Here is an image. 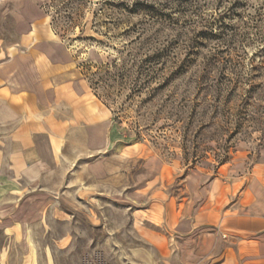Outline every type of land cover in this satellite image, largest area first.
I'll return each mask as SVG.
<instances>
[{
    "label": "rangeland",
    "instance_id": "374dc122",
    "mask_svg": "<svg viewBox=\"0 0 264 264\" xmlns=\"http://www.w3.org/2000/svg\"><path fill=\"white\" fill-rule=\"evenodd\" d=\"M20 11L71 55L79 102L55 161L0 192V264H185L179 222L262 213L264 0H8L3 46Z\"/></svg>",
    "mask_w": 264,
    "mask_h": 264
},
{
    "label": "crops",
    "instance_id": "0c3cea01",
    "mask_svg": "<svg viewBox=\"0 0 264 264\" xmlns=\"http://www.w3.org/2000/svg\"><path fill=\"white\" fill-rule=\"evenodd\" d=\"M7 1L0 0V4ZM19 13L23 21L27 20L28 32L15 46L0 42V192L10 193L14 180L32 181L45 170L46 156L55 161L63 126L71 124L58 110L64 104L73 110L79 102V82L71 55L54 33ZM44 144L49 154L44 152ZM242 192L247 194V190ZM254 204L241 202L238 211L227 209L225 212L230 213L217 220L206 215L204 221L179 222L178 228L189 225L186 236H182L186 245L201 228L197 247H183L189 256L185 264L213 256H222L221 264H264V206L260 214L252 211ZM165 249L172 254L169 247Z\"/></svg>",
    "mask_w": 264,
    "mask_h": 264
}]
</instances>
